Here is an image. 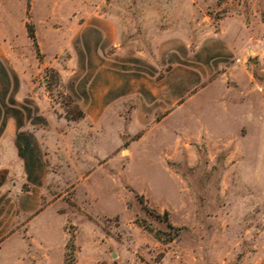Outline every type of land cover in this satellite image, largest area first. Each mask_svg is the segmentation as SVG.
<instances>
[{"label":"rangeland","instance_id":"374dc122","mask_svg":"<svg viewBox=\"0 0 264 264\" xmlns=\"http://www.w3.org/2000/svg\"><path fill=\"white\" fill-rule=\"evenodd\" d=\"M0 264H264V0H0Z\"/></svg>","mask_w":264,"mask_h":264},{"label":"crops","instance_id":"0c3cea01","mask_svg":"<svg viewBox=\"0 0 264 264\" xmlns=\"http://www.w3.org/2000/svg\"><path fill=\"white\" fill-rule=\"evenodd\" d=\"M168 82L174 83V85H173V88L174 89H176V86L180 85V83H181V82H178L176 80V78H174V76H170L168 78ZM125 88H126V85L125 84H121V83L120 84H113V83H111L110 85H107V86L104 87L105 97L108 98V99H112L119 92H120V94L123 93L125 91Z\"/></svg>","mask_w":264,"mask_h":264},{"label":"trees","instance_id":"16d2710c","mask_svg":"<svg viewBox=\"0 0 264 264\" xmlns=\"http://www.w3.org/2000/svg\"><path fill=\"white\" fill-rule=\"evenodd\" d=\"M30 36L32 37V38H34V34H33V32H32V30L30 31ZM50 80H48V82H49Z\"/></svg>","mask_w":264,"mask_h":264}]
</instances>
